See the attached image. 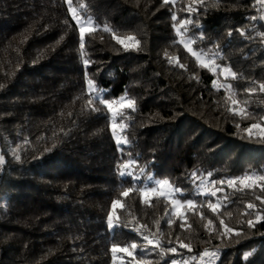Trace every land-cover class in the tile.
I'll use <instances>...</instances> for the list:
<instances>
[{
  "label": "trees",
  "instance_id": "1",
  "mask_svg": "<svg viewBox=\"0 0 264 264\" xmlns=\"http://www.w3.org/2000/svg\"><path fill=\"white\" fill-rule=\"evenodd\" d=\"M70 2L93 20L83 48L66 0H0V264H114V244L126 264H200L206 249L210 264H264V133L246 131L264 127V0ZM101 94L135 102L117 113L124 144L90 103ZM150 177L194 205L144 200Z\"/></svg>",
  "mask_w": 264,
  "mask_h": 264
},
{
  "label": "snow or ice",
  "instance_id": "2",
  "mask_svg": "<svg viewBox=\"0 0 264 264\" xmlns=\"http://www.w3.org/2000/svg\"><path fill=\"white\" fill-rule=\"evenodd\" d=\"M66 2H69V9L71 11L70 0H66ZM167 2H168V0H165V3H167ZM198 2H199V0H198ZM192 11H197V10L196 9H192L191 7H189V12H192ZM73 18H74V20L77 23V27H78V30H79V33H80V37H81V47L83 48V41H84L85 33L88 32V31H91V30H95L94 27H93V29H89L85 25L88 24V23H92L93 20H92L91 17L85 16L83 13H81L79 16H77L74 12H73ZM172 19L174 21H176L177 20V17L175 15H173ZM179 23H180L181 27L183 28V33H181V34H186L189 31V29L187 28V25L189 23H192V21L189 20L188 18H185L183 20H180ZM174 27H175V25H174ZM104 31L105 32H108V31H115V30L109 29L107 26H105L104 27ZM177 31L179 32V29ZM242 34H245V33H242ZM203 38H204L203 37V33L201 32L200 33V39H203ZM113 39H115L117 41V43H120L122 45L124 44V40L119 39L115 35H113ZM131 39H133V38L132 37H129V40H131ZM195 39H196L195 37H190L189 40H188V42L189 43H193V42H195ZM192 54L193 55H197V50L196 49H193L192 50ZM224 71L227 72L229 70L227 68H225ZM88 86H89V89H92V82L91 81L88 82ZM247 91L252 92V91H255V90L254 89H248ZM260 91L261 92H264V84H261L260 85ZM95 92L96 93H100L101 90L97 88V89H95ZM97 101L99 103H101V104H105L109 110H111L113 108V104L116 103L115 98H113L112 100H107L102 94L101 95H91L90 96V103H95ZM119 103L121 104L122 107H126L128 109H134L135 102L132 101L131 99L126 100V102L124 100H121ZM236 103H237V101L235 99H233V104H236ZM94 110H97V109H94ZM120 126H121V128L124 127L123 124H121ZM115 127H116V124L114 123L113 124V134L114 135H115ZM252 129H259L261 133H264V127H261L259 124H252L249 129H246V131H248L249 133H251V130ZM15 158L16 159H19L20 157L17 155ZM3 163H4V158L2 156H0V164H3ZM208 175L211 176V173H209ZM120 176H121V179L122 180L126 176L130 177L131 178V181H132L133 188L136 187L137 181H139L141 179V177L139 175H137L135 172L122 171V172H120ZM196 177H197V173L193 172L192 173V176L189 177V179H192L193 182L195 183ZM257 179H264V177H257ZM249 180H252V177L251 176H248V175H245L243 178H241L240 183L246 185V182L249 181ZM235 182L236 181L234 179H229L227 181V183L229 185H233ZM156 183L159 184L160 185V188L162 189V188H164V186L169 185L170 182L168 180H162V181H156ZM202 183H203V181H202ZM216 183L223 184L224 181H217ZM262 187H264V186H262ZM131 190L132 189H129L128 191H125L123 193V195L124 196H127L128 195V192L131 191ZM198 191H199V189H198ZM216 191H223V189H218ZM216 191H213L212 192V195L213 196H216ZM154 192H157V188H155V187H153L150 192L149 191H143L142 192V195L145 196V197H148V196H150ZM174 192L179 193L180 195H183L184 190L181 189V188H179V187H176V188H174ZM159 194L161 196L164 195V193L162 191ZM179 203H180V201H178L176 199H173V205L174 206L177 205V204H179ZM187 203H188L189 206H193L194 205V202L192 200H188ZM208 206L211 207V208H213V211H215V206L213 204L209 203ZM112 207L113 208H116L117 207V202L116 201H113ZM247 207L248 208H252V207H254V205H252V204L249 203L247 205ZM168 223H169V225H171L172 222L169 221ZM221 223H223V221H221ZM248 223H249V226L250 227H254V224L252 223L251 220L248 221ZM118 226H119V224L113 223V221H112V214L110 213L109 216H108V228H109V230L112 231V230H114ZM181 226L183 227V225H181ZM226 231L231 232L232 229L231 228H227ZM145 239H147V237H145ZM148 242L150 244L152 243L151 240H149ZM180 246L181 247L188 248V250L191 251L190 245L181 243ZM131 248L132 249H136L137 248V244L135 242H133L131 244ZM111 251L113 253H116L117 251H122V252L127 253L129 256L133 255V252H130L128 250V247L118 248L115 244L111 248ZM170 251L175 252L176 249L175 248H172V249H170ZM250 254L251 253H247L246 256L247 255H250ZM216 255H217V253H215V252H209L206 249L203 253L200 254V258L201 259L203 257L214 258ZM113 258L115 259V256ZM192 259H196V257H193ZM185 264H187V262H185Z\"/></svg>",
  "mask_w": 264,
  "mask_h": 264
},
{
  "label": "rangeland",
  "instance_id": "3",
  "mask_svg": "<svg viewBox=\"0 0 264 264\" xmlns=\"http://www.w3.org/2000/svg\"><path fill=\"white\" fill-rule=\"evenodd\" d=\"M168 1H174V0H168ZM260 2L262 0H259ZM71 3V2H70ZM67 4L69 5V2H67ZM69 12H70V15L73 17V12L79 16L80 13L74 9L72 6H71V11L69 9ZM74 20V18H73ZM75 21V20H74ZM76 23V21H75ZM77 24V23H76ZM87 28L89 29H92L94 26H93V22L92 23H88L85 25ZM182 44L185 46V48L190 51L192 53V48L190 47V43L188 42V40H182ZM193 55V54H192ZM196 57V59L198 60V62L205 66L206 68H208L209 70H211L213 73H215L217 71V66L215 64H213L211 61L205 59L201 54L197 53V55H194ZM231 75V72L230 70L225 72L224 69L221 70V76L222 77H228ZM215 85L216 86H220L222 85V83L220 81H216L215 82ZM89 88V86H88ZM92 90H94V88L92 87ZM121 100H124L126 102V100L124 98L122 99H118L116 100V103L113 104V108L110 110V114H111V130H112V134H113V124L115 123L116 124V127H115V135L113 134V137L115 139V141L117 142L118 145H121V144H124V140L122 138V135H121V126L117 124L116 122V118H117V113L119 111L122 110V106L121 104L119 103ZM156 181H161V180H155L153 179L152 177L148 178V180L145 182L142 190H141V193L143 191H151V189L153 187L157 188V192H154L152 193L150 196L148 197H145L142 195V198L144 200H148L149 198H151L152 196H159V197H163L165 198L166 200H168L169 204H170V207H171V212L174 213V214H179V215H183L185 213V208L186 207H189L188 205V201L186 202H183L179 196H178V193L174 192V188L171 186V185H167V186H164V188H160V185L156 183ZM203 186H204V181L202 183H200L199 185V190L203 193L205 192V190L203 189ZM163 192L164 195L161 196L159 193L160 192ZM173 199H176L178 201H180L179 204L177 205H173ZM117 206H120L119 203H117ZM115 256V259L113 258V262L114 264H126V256H129L127 253L125 252H122V251H117L116 253H113V257ZM213 260V258H210V257H203L202 261L200 264H210V262Z\"/></svg>",
  "mask_w": 264,
  "mask_h": 264
}]
</instances>
